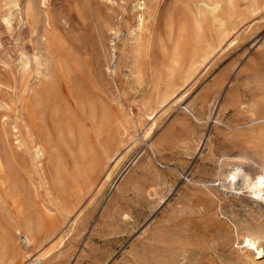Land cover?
I'll return each mask as SVG.
<instances>
[{
    "label": "rangeland",
    "instance_id": "rangeland-1",
    "mask_svg": "<svg viewBox=\"0 0 264 264\" xmlns=\"http://www.w3.org/2000/svg\"><path fill=\"white\" fill-rule=\"evenodd\" d=\"M140 1L0 0L3 111L23 118L21 96L41 91L23 84L59 60L84 90L60 127L46 114L54 163L39 176L22 161L29 242L9 219L19 205H0V264H264V0H237L219 31L208 0H144L138 29Z\"/></svg>",
    "mask_w": 264,
    "mask_h": 264
},
{
    "label": "bare ground",
    "instance_id": "bare-ground-1",
    "mask_svg": "<svg viewBox=\"0 0 264 264\" xmlns=\"http://www.w3.org/2000/svg\"><path fill=\"white\" fill-rule=\"evenodd\" d=\"M204 1H206V0H203L202 3H205ZM255 1L256 0H252L253 5L256 4V3H254ZM260 1H262V0H260ZM208 2L210 4L209 6L211 7V10L209 11L211 19L213 22L217 23V30L218 31L222 30L225 26V19L227 17H230L234 13V9L236 7L237 0H208ZM253 5H252V7H253ZM249 7H250V5H249ZM137 9H138L139 14L137 16L136 25H137V28L140 29L142 27L143 21H144V15H143V12L145 10V1L144 0H141L137 4ZM32 10L34 11V9H32ZM253 11H254V9H253ZM48 20H50V19H48ZM5 23L7 25L9 24L8 19H5ZM49 25H50V22L45 20V28L46 29H49ZM40 28H41V26H40ZM40 31H41V29H40ZM39 34H37V35H39ZM193 35H194L195 42L198 44L201 41L202 37L200 34V26L197 23H195V25L193 27ZM44 39L46 41V49L49 53L51 51L52 43H53V38H52V35L50 34L49 30H46L45 35H44ZM206 45H205V47H206ZM201 47H203V46H201ZM205 47L203 49H205ZM39 53H41V52H39ZM41 54H44V53H41ZM176 54H177V52L175 49L174 53L170 59L171 65L169 68H167V71H166L165 77H164V84L166 87L171 86L174 82V66L178 62ZM27 58H28V56H27ZM41 60H42V64H43V62H44L43 57ZM194 63H195V60H194ZM46 64H48V62ZM20 66H24V65L22 64ZM46 67H47V65H46ZM196 67H197V65H196ZM23 68L24 67H22V69ZM34 69H36V68H34ZM25 71H28V68H26ZM21 72H23V71H21ZM77 72H78V69L74 66V64H72L71 62H69V63L68 62L67 63L60 62V60H59V61H56L55 63H52V66L50 67V69L47 67L46 70L39 71L37 73V76H36L37 78L35 81L30 82V80H27L23 85L30 84V85L40 86L41 91L35 94L33 91L29 90L30 91L29 93H25L24 95L21 96V98H20L21 99V101H20L21 107L24 110V117L23 118H20V117L12 118V117L8 116V113L6 111H3V110L10 108V104L7 103L6 107L2 106L3 103H1L2 105L0 104V168L4 169L5 172L7 173L5 178H3V180L0 182V205H2L7 199L10 200L13 204L19 205V208L17 210V214L15 216H13L12 219L11 218H9V219H10V221L13 220L12 225H13L14 234L22 235L23 236L22 238H24V240L26 242H29V233H28L29 231H28L27 224H29V221H31V214H30L31 212L30 211L33 208L32 207L33 204H31L32 201H31V197H30L31 188L29 187V185L27 183L29 181V184H31V181H30L29 177L25 178L24 175L20 174V171H23L22 167H21L22 161L24 160V156L28 154L30 156L31 164L35 168L34 170H36V171H38V173H40L39 176L42 175L41 172L47 163H50V164L54 163L55 148H54L53 141L50 137V134L48 133V131L45 128L46 116H47L46 114L50 113V118H52V121L54 122V124L58 125V127H60L62 125L63 119L69 115L68 114L69 113L68 112V110H69L68 106L78 102V99H80L84 94L83 93L84 92L83 83H82L81 79H79L76 76ZM33 76H34V74H33ZM69 86H72L73 89H75V91L72 89L68 90ZM57 87L64 88V90L66 89L64 96L61 95L60 92L57 91ZM2 89H3V83L0 81V91ZM79 122H80V120H79ZM38 127H39V129H38ZM98 132L100 133V131H98ZM81 143H82V141H81ZM260 166L264 172V157H262L260 159ZM53 171L55 173V169ZM230 176H233V179L235 180L233 182H240L241 183L240 185H239V183H237V184L233 183V185L237 186V188L235 186H233L232 187L233 190L238 189V190L242 191L243 189H247L249 187L248 186L250 184L249 178L245 174L240 172L239 170L236 169V171H235L234 169H232ZM108 178H109V174L105 177V179L108 180ZM251 179H252V177H251ZM43 181L45 183V180H43ZM259 183H261V182H259ZM50 186H51V184H50ZM251 186L252 187L250 189L251 190L250 192H251L252 196L258 198V192L260 191L259 186L255 183H253ZM46 188H47V186H46ZM48 191H49V189H48ZM261 200L264 201V197ZM3 210H4V208H3ZM10 210H12V209L10 208ZM37 210L43 211L44 215H46L45 212L47 209L45 208V206H43V208H41V209H39V207H38ZM6 211H8V210H6ZM9 211H8V214H9ZM3 220H4V218H3ZM22 221H25V222L21 223ZM263 229L264 228L262 227L261 232H264ZM1 230H2V228H1ZM6 231H7V229H6ZM31 235H32V233H31ZM10 240H11V238H10ZM14 242H12V243H14ZM250 262H251V264H256V262L254 260H251Z\"/></svg>",
    "mask_w": 264,
    "mask_h": 264
}]
</instances>
